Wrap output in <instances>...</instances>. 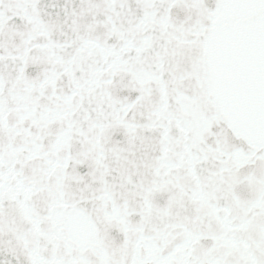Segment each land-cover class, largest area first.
Listing matches in <instances>:
<instances>
[{"label": "snow or ice", "instance_id": "1", "mask_svg": "<svg viewBox=\"0 0 264 264\" xmlns=\"http://www.w3.org/2000/svg\"><path fill=\"white\" fill-rule=\"evenodd\" d=\"M0 264H264V0H0Z\"/></svg>", "mask_w": 264, "mask_h": 264}]
</instances>
